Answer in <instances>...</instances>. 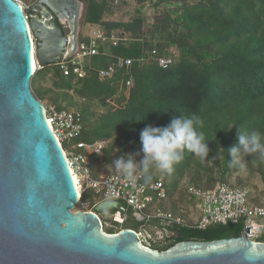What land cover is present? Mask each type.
I'll return each mask as SVG.
<instances>
[{"label":"trees","instance_id":"trees-1","mask_svg":"<svg viewBox=\"0 0 264 264\" xmlns=\"http://www.w3.org/2000/svg\"><path fill=\"white\" fill-rule=\"evenodd\" d=\"M82 1V29L98 25L121 40L117 45L101 44L99 53L85 61L86 75L75 83V76L65 75L57 63L36 70L32 82L40 74L53 71L56 76L51 101L58 109L74 110L67 105L75 95L96 101L103 109L94 112L97 122L88 128L87 107L76 109L82 116L83 132L74 140L64 141L63 148L77 142L106 141L120 133H127L139 148L149 144L153 159L147 171L135 164L114 170L139 168L145 172V181L152 182L159 177L153 173L154 167L166 162V200L180 186L185 190L188 185L206 189L225 182L242 187L227 178L239 166L238 158L247 148L264 157V0H155L152 4L158 20L153 23L147 22L140 8L146 0H138V13L128 21L106 18L124 0L118 4L114 0ZM164 56L174 58L166 68L158 61ZM119 57L130 58L132 63L101 79L98 71ZM34 94L42 101L40 92ZM88 154L92 176L98 178L100 153ZM215 167L219 173L214 175ZM187 172L194 176L182 179ZM254 199L264 202L257 195ZM99 200L94 189L87 188L80 203H88L89 210L95 211ZM123 205V215L133 211ZM171 212L185 219L184 213ZM122 222L114 221L106 231H139ZM192 222H174L180 237L162 250L178 241L238 237L244 228L243 222L204 229ZM116 225L120 229L114 230Z\"/></svg>","mask_w":264,"mask_h":264},{"label":"water","instance_id":"water-1","mask_svg":"<svg viewBox=\"0 0 264 264\" xmlns=\"http://www.w3.org/2000/svg\"><path fill=\"white\" fill-rule=\"evenodd\" d=\"M83 11L82 0H36L27 17L17 0H0V264H264L251 225L160 251L131 228L103 229L99 213L124 211L120 201L73 210L80 193L31 82L34 56L45 67L76 49Z\"/></svg>","mask_w":264,"mask_h":264},{"label":"built area","instance_id":"built-area-1","mask_svg":"<svg viewBox=\"0 0 264 264\" xmlns=\"http://www.w3.org/2000/svg\"><path fill=\"white\" fill-rule=\"evenodd\" d=\"M17 1L22 4L21 0ZM114 2L118 4L120 0H114ZM84 37L87 39L83 40ZM119 40L121 38L115 33L108 35L98 25H91L87 32L81 28L76 49L70 56L65 54L57 64L65 75L73 74L77 80L86 75L85 61L99 53L101 44L110 42L117 45ZM33 43H35L34 39ZM155 53L156 50H153V54ZM158 61L160 66L166 68L174 62V58L164 56L159 57ZM131 63L132 59L119 57L106 68L100 69L98 75L101 79L111 77L116 69ZM38 66L40 68L39 63ZM45 116L61 144L64 141L78 138L83 132L82 116L76 110L58 109L51 104L45 108ZM105 145V141L77 142L64 149L74 180L81 186L78 203H80L82 193L87 188H92L100 198L99 202L115 200L122 204L126 203L136 215L143 218H155L172 223H189L171 211L157 206V201L166 199L168 195L164 179L160 176L152 182H146L144 170L120 167L94 178L88 153H101ZM186 191L188 194L199 197L196 205L201 215L197 221L192 222L194 226L204 229L216 224L243 222L244 228L241 234L244 233L246 226L251 225L252 233L246 234L248 239L264 242V202L247 203V189L225 182H217L213 187L206 189L188 185ZM97 204L98 202L95 206ZM114 218L119 222L124 220L121 210L114 213ZM136 232L145 245L144 233Z\"/></svg>","mask_w":264,"mask_h":264},{"label":"rangeland","instance_id":"rangeland-1","mask_svg":"<svg viewBox=\"0 0 264 264\" xmlns=\"http://www.w3.org/2000/svg\"><path fill=\"white\" fill-rule=\"evenodd\" d=\"M22 5L25 8L26 12H29V8L32 6L35 0H21ZM155 0H146V2L141 3L140 8L144 10L143 14L147 18V22H156L158 20V16L154 14V6L152 3H154ZM191 1H199V0H191ZM140 2L138 0H124L123 4L119 7H114L113 11L107 13L106 18L110 21H128L131 19V16L136 15L138 13V5ZM180 4V3H179ZM85 9V4H84ZM84 13V11H83ZM29 16V14H28ZM81 28H83V20H81ZM91 25L84 26V32H87L89 30ZM175 50V47H174ZM179 55V53H178ZM54 65V64H52ZM51 66V65H50ZM47 67V66H46ZM42 66L37 67V71L41 69ZM56 76L54 75L53 71L49 73L40 74L37 76L36 80L34 82H31V88L33 92H40L42 94V103L45 108H47L49 105L54 104L51 101L52 96V89L53 84L55 81ZM33 79V78H32ZM73 82H76V79L73 80ZM51 91V92H50ZM72 93V92H71ZM89 100V99H88ZM90 101V102H89ZM84 101L83 99L79 98V96L75 95L73 102L71 105H67V107L79 110L82 108L87 107V113H88V121H86L87 128L93 126L92 124L95 123L96 117L94 116V112L97 111V109H101L100 106H98L96 101L89 100ZM101 109L100 111H102ZM97 122V121H96ZM106 148L103 150L102 153L99 154V159L97 161V169H99V174L111 172L114 170L117 166H127L135 164L137 166H140L145 171L149 168V165L151 163V160L153 159V154L150 150V145L147 144L146 146L139 148V143L134 142L132 139L128 138L127 133H120V134H114L112 137L106 139ZM251 150L250 148H247V150L238 158L239 166L231 171L229 174H227L228 182L234 185L242 186L247 189V203L254 204L255 199L254 196L257 195L259 198L264 199V157L256 156L253 154V158L250 154ZM166 162L157 164L154 169L153 173L155 175H158L165 179V174L163 172L164 166ZM218 171V172H217ZM192 173V172H191ZM216 173H219V170L217 168H214V175ZM194 176L191 175L190 172H187L183 178H188V176ZM221 174H217L216 177L220 178ZM182 181V180H181ZM98 199V198H97ZM199 202V197L196 195L188 194L187 191L183 187H178L174 190L172 196L169 198V200H160L157 202V206L161 207L164 210L169 211H177L179 213L185 214V220L186 221H197L200 218L201 211L197 207V203ZM99 203V201H98ZM90 207L88 203H78L74 211L81 210V211H87ZM101 220L103 223V229L106 231L108 227H112L114 225V213L111 211L102 212ZM127 216L129 217L127 219ZM125 223L128 224V226L134 227L136 229L138 224L135 222V220L132 218V216H129L128 214L123 215ZM121 224L124 222H120ZM120 229V225H116L114 230ZM116 233V232H115ZM146 246L148 245V242H144ZM169 242L158 244L157 246L164 248L167 246ZM151 248L156 246H150ZM154 249V248H153Z\"/></svg>","mask_w":264,"mask_h":264},{"label":"flooded vegetation","instance_id":"flooded-vegetation-1","mask_svg":"<svg viewBox=\"0 0 264 264\" xmlns=\"http://www.w3.org/2000/svg\"><path fill=\"white\" fill-rule=\"evenodd\" d=\"M127 214L132 216L138 224L137 227L139 231L144 233L148 245L156 246L153 247L154 249L163 251L162 247L157 246L158 244L160 245L162 243L175 241L180 237V234L173 228V223L170 221H163L155 218H143L136 215L134 211ZM128 218L129 217L127 216V219ZM165 222L168 224H165Z\"/></svg>","mask_w":264,"mask_h":264},{"label":"bare ground","instance_id":"bare-ground-1","mask_svg":"<svg viewBox=\"0 0 264 264\" xmlns=\"http://www.w3.org/2000/svg\"><path fill=\"white\" fill-rule=\"evenodd\" d=\"M37 67H38V62H37V60H36V57L34 56V69L36 70ZM44 110H45V108H44ZM75 181H76V180H75ZM75 183H76V182H75ZM76 186H77V189H78V191H79V193H80V191H81V186L78 185V184H76Z\"/></svg>","mask_w":264,"mask_h":264},{"label":"clouds","instance_id":"clouds-1","mask_svg":"<svg viewBox=\"0 0 264 264\" xmlns=\"http://www.w3.org/2000/svg\"><path fill=\"white\" fill-rule=\"evenodd\" d=\"M27 17H29V16H27Z\"/></svg>","mask_w":264,"mask_h":264}]
</instances>
